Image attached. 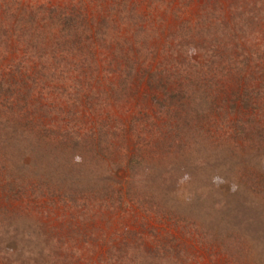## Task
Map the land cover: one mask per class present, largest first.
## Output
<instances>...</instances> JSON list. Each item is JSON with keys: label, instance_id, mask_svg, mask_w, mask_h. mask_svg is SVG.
I'll return each mask as SVG.
<instances>
[{"label": "rangeland", "instance_id": "obj_1", "mask_svg": "<svg viewBox=\"0 0 264 264\" xmlns=\"http://www.w3.org/2000/svg\"><path fill=\"white\" fill-rule=\"evenodd\" d=\"M0 264H264V0H0Z\"/></svg>", "mask_w": 264, "mask_h": 264}, {"label": "trees", "instance_id": "obj_2", "mask_svg": "<svg viewBox=\"0 0 264 264\" xmlns=\"http://www.w3.org/2000/svg\"><path fill=\"white\" fill-rule=\"evenodd\" d=\"M131 162V161H130Z\"/></svg>", "mask_w": 264, "mask_h": 264}]
</instances>
